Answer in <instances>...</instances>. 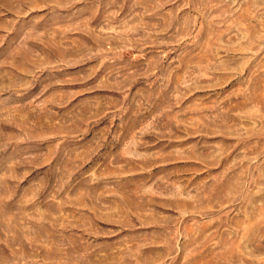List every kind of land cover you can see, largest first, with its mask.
I'll return each mask as SVG.
<instances>
[{"label":"rangeland","instance_id":"374dc122","mask_svg":"<svg viewBox=\"0 0 264 264\" xmlns=\"http://www.w3.org/2000/svg\"><path fill=\"white\" fill-rule=\"evenodd\" d=\"M0 264H264V0H0Z\"/></svg>","mask_w":264,"mask_h":264}]
</instances>
